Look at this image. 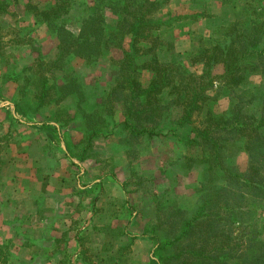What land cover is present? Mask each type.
Instances as JSON below:
<instances>
[{"label": "trees", "instance_id": "16d2710c", "mask_svg": "<svg viewBox=\"0 0 264 264\" xmlns=\"http://www.w3.org/2000/svg\"><path fill=\"white\" fill-rule=\"evenodd\" d=\"M234 2L222 0L226 5ZM5 3L0 0L1 12H6ZM164 4L57 0L50 7L36 5L31 12L53 34L57 53L46 68L43 55L22 73L38 88V109L76 101L77 109L67 122H85L84 152L103 136L110 121L134 139L166 137L165 130L173 135L175 127L191 126L178 142L189 155L182 169L206 166L197 204L191 211L180 205L162 223L145 228L155 249L154 264H264V241L254 228L264 211V88L247 85L253 75L264 76V3L249 4V18L241 9L223 22L215 43L190 31V66L177 58L175 29L205 14L179 13L164 20L158 17ZM72 5L83 9L78 32L59 19L60 10ZM252 54L256 61L249 59ZM103 59L108 61L109 88L97 99V108L88 112L84 103L98 91L96 80L87 81L84 71L75 70L72 63L80 60L93 73ZM36 65L42 69L38 76ZM194 66H202V73ZM228 91L229 106L217 111L214 106ZM15 110L24 115L20 106ZM35 127L61 128L47 122Z\"/></svg>", "mask_w": 264, "mask_h": 264}, {"label": "rangeland", "instance_id": "374dc122", "mask_svg": "<svg viewBox=\"0 0 264 264\" xmlns=\"http://www.w3.org/2000/svg\"><path fill=\"white\" fill-rule=\"evenodd\" d=\"M56 1L6 0V12L0 11V264H154L157 258L153 243L141 240L142 235L128 232L130 213L140 214L142 219L136 225L140 232L162 223L180 205L186 204L191 211L197 204L199 183L206 166L182 169L189 155L178 138L190 133L189 125L175 127L173 135L165 130L166 137L134 139L122 130V126L115 127L110 121L103 129V136L95 138L84 152L87 140L82 127L85 122H67L72 111L77 109L75 100L66 99L37 108L38 88L31 85L28 74L22 70L43 55L47 58L46 68L57 50L52 33L41 30L40 36L37 35L30 14L36 5L50 7ZM161 1L165 4L158 17L164 20L179 13L211 15L214 10L223 17L220 26L205 33L200 28H205L200 25L202 17L175 29L177 58L189 66L192 57L190 31L201 33L208 43H215L221 38L218 32L223 22L232 20L245 9L242 16L249 18L252 11L249 4L262 6L264 3V0H230L235 2L223 4L225 10L216 7L213 10L211 0ZM60 14L62 23L74 32L79 31L83 15L80 5L61 9ZM33 39L38 40L34 44L35 52L28 51L29 47L17 49L18 44L31 43ZM44 39L49 46L39 47ZM193 41L198 49L201 48L197 37ZM9 44L12 47L7 48ZM256 58L255 54L249 57L251 61ZM106 60L103 59L93 72L98 80L82 61L72 63L75 70L84 71L87 81L96 80L93 84L98 91L84 103L88 112L97 108V99L104 98V91L109 88ZM35 67L38 76L42 69L39 65ZM192 69L202 73V66ZM247 85L248 88H264V76L253 75ZM229 93L226 92L214 106L217 111L229 106ZM16 105L24 115L14 111ZM44 122L61 128L57 131L35 128L36 124ZM141 162L143 166L139 165ZM96 166L98 174L103 171L100 175L109 171L117 173V182L127 192V203L112 189L108 200L105 191L97 189L91 197L81 192L78 183H90L89 173ZM98 195L103 198L95 200L94 205L102 210L107 208L110 227H107V218L94 222L89 216L92 199ZM100 215L104 216V211ZM256 225L258 237L264 241V211Z\"/></svg>", "mask_w": 264, "mask_h": 264}, {"label": "crops", "instance_id": "0c3cea01", "mask_svg": "<svg viewBox=\"0 0 264 264\" xmlns=\"http://www.w3.org/2000/svg\"><path fill=\"white\" fill-rule=\"evenodd\" d=\"M211 1L213 2L212 5H211V8L213 10H214L215 7L219 8L220 10H222L224 8V10H225V5H223L222 0H211ZM28 14H30V13L28 12ZM218 14H219V12H216L214 10V12L211 15H204L202 17L203 20L201 21L200 25L201 26H205V28L200 27V26L199 27L201 28V30L204 33L206 31H210V30H212L214 28H217L218 26H220V24H222L223 17H222V15H218ZM30 15H32V18L34 19L33 26L36 27V31L38 32V34H37L38 36H40L39 34L43 30L47 31L51 35V31L49 30V28L47 27L46 24H42L40 22H37L36 18L34 17V15L33 14H30ZM37 26H38L39 29L37 28ZM37 41L38 40L33 39V42H31V43H28V42L26 43L25 42V43L18 44L20 46L17 49L22 48V50H24V49H26V47H29L27 49L28 51H34L35 52L34 44ZM44 41H45V39L43 40V42L40 41L39 47L40 46H49V45H47V44H49V42L47 41V42L44 43ZM6 47L8 48V47H12V46H10V44H9ZM10 49H12V48H10ZM34 52L32 54L36 55ZM36 56H38V55H36ZM36 56H35V59H36ZM14 111H15V107H14ZM139 165L143 166V162L139 163ZM97 168H98V166L92 168V171L89 173V176H91V178H90L91 182L90 183H88L86 185L82 184V182H81V184L78 183L81 192H87L86 196L87 197H91L90 194L91 195L94 194L97 189L100 192H102V191L104 192L105 191V193H106L105 197L108 200V199L111 198L110 195H111V189H112V190L116 191L119 194V197L121 199L124 198L123 200H127V197H125L126 194H127V192H125V188H123V186L121 184H119V182H117V180H116L117 173L115 175L113 172L109 171V172L105 173L104 175H100L103 171H101V173L98 174L97 173ZM141 168H143V167H141ZM141 168H140V170H142ZM143 169H145V168H143ZM86 176H88V175H86ZM114 196H117V195H114ZM102 198L103 197L101 195H98L94 199H92L93 203L91 204V208H90V211H89L90 212L89 216H90V218L93 217L94 222L97 221V220H100V219H104V221H106V218H107L106 224H107V227H110L111 226V220L108 219V217H110V215H109V213L106 210L107 208H105V210H102L101 207H98V206L96 207L94 205L95 200H99V199H102ZM127 202H128V200L126 201V203ZM99 208H101V209H99ZM103 211H104V216L103 215L101 216L100 213H102ZM130 215H131V217H130L131 219L127 222V225L128 226L130 225V227L128 228V232H131V233L133 232V234H136V235H138V234L142 235V237L140 236L141 240H145V241H147L149 243L152 242L150 240L149 236L144 234V229H142L139 232V229L136 226V225H139V221H141V219H142L140 217V214H136V211H134V212L130 213ZM114 224H112V226H114ZM153 250L155 251L154 247H153Z\"/></svg>", "mask_w": 264, "mask_h": 264}]
</instances>
